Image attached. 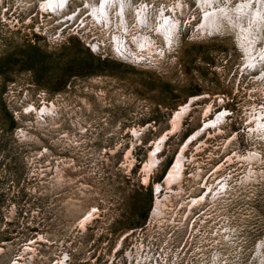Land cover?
<instances>
[{
	"label": "rangeland",
	"instance_id": "374dc122",
	"mask_svg": "<svg viewBox=\"0 0 264 264\" xmlns=\"http://www.w3.org/2000/svg\"><path fill=\"white\" fill-rule=\"evenodd\" d=\"M43 1L0 0V264H264V59L198 0Z\"/></svg>",
	"mask_w": 264,
	"mask_h": 264
},
{
	"label": "bare ground",
	"instance_id": "6f19581e",
	"mask_svg": "<svg viewBox=\"0 0 264 264\" xmlns=\"http://www.w3.org/2000/svg\"><path fill=\"white\" fill-rule=\"evenodd\" d=\"M66 0H45L44 5H49L51 8L55 9L58 7L57 3H59V5L61 6L62 4H64ZM87 1V0H86ZM99 1V0H98ZM199 3L201 4V6H203V4H205L204 6V16H205V20L206 23L214 26L217 25L216 23H222V21H226L227 23H229L233 29L235 31H238V35H239V41H240V45H241V49H243L246 54H247V61L248 64L249 62L252 63L253 62V67H260V60L264 59V50L263 51H259L256 52L253 49V44L255 43L256 39H258L257 37V32L264 26V0H226L227 2H221V0H198ZM42 2V1H40ZM233 2V3H232ZM235 2H238V5L233 7ZM144 3V2H143ZM117 5L120 4V8L123 11V8L125 5H127V0H110V2H105V0L101 1V6L94 5L92 6L91 12L90 14H92L97 20L102 21L105 19H108V10L110 8L111 5ZM142 4V3H141ZM208 5V6H207ZM43 6V5H42ZM61 8V7H60ZM59 8V9H60ZM138 8V7H137ZM150 8V7H149ZM48 9V8H47ZM117 9V7H116ZM144 10L145 9H141L138 10L136 12V14L138 15V17L140 19H142L144 17ZM61 11V10H60ZM114 11V10H113ZM134 11V10H133ZM114 13V12H113ZM134 13V12H133ZM159 13V12H158ZM74 14V13H73ZM168 14V13H167ZM163 15V14H162ZM135 16V15H134ZM133 17V16H132ZM166 17V16H165ZM157 19V18H156ZM162 20H164V24L160 26V31L162 34H165L167 37H169L170 34V27L171 24L172 26L175 24V21L167 19V18H163ZM160 23V22H159ZM114 24V22H113ZM161 24V23H160ZM136 25V24H134ZM133 26V25H132ZM143 26V25H142ZM175 26V25H174ZM111 27V26H110ZM136 27V26H135ZM134 27V28H135ZM158 28V27H157ZM148 29V27H147ZM122 30V29H121ZM140 30V29H139ZM145 30V29H144ZM152 30V29H151ZM158 30V29H157ZM143 32V31H142ZM155 32V31H154ZM136 34V33H135ZM130 36V35H129ZM146 36V35H145ZM143 36L141 38H143L144 42H148V39ZM149 36V35H148ZM134 37V36H133ZM127 38V37H126ZM140 38V39H141ZM124 39V38H123ZM152 43V42H151ZM150 43V44H151ZM261 43V42H260ZM114 48L116 46V49L119 52L123 53L122 50L124 48H126V45L123 43L122 39H119V37H115L114 40ZM153 44V43H152ZM151 44V45H152ZM263 44V43H262ZM113 45V44H112ZM140 45V44H138ZM148 45V44H147ZM150 45V46H151ZM94 47H97V45L94 44ZM154 47V46H153ZM262 47V46H261ZM259 47V48H261ZM148 48V47H147ZM258 48V47H257ZM262 49V48H261ZM128 51V50H127ZM242 51V50H241ZM244 52V53H245ZM120 53V54H121ZM125 53V52H124ZM243 53V54H244ZM124 55V54H123ZM132 55V54H131ZM129 56V55H128ZM134 56V55H133ZM261 59H260V58ZM138 58V57H137ZM257 58H259L260 60H257ZM247 63V62H246ZM245 63V64H246ZM251 66V64H249ZM249 67V66H248ZM247 69V68H246ZM252 69V68H251ZM249 70V69H248ZM264 70V68L262 67V71ZM246 73V72H245ZM261 77H263L264 79V71L261 72ZM264 83V82H263ZM185 106V105H184ZM186 107V106H185ZM262 109V108H261ZM186 111L185 108L183 110V112ZM259 111V109H258ZM262 113V112H261ZM176 115V113H175ZM177 116V115H176ZM183 116V115H182ZM182 116L180 118H182ZM178 117V116H177ZM222 114H219L215 117V120H210L208 122H206V124H212L213 122L215 123V121L219 120V118L221 119ZM251 119V118H250ZM173 120V119H172ZM180 121V120H179ZM220 121V120H219ZM174 122H177V118H175ZM251 122V121H250ZM254 122H256V126H257V131L259 133H261L262 135H264V113L263 114H259L256 118L255 116V120ZM179 126V123L177 125V127ZM173 127V126H172ZM209 128V127H208ZM253 128V127H252ZM254 129V128H253ZM252 130V129H251ZM256 131V130H255ZM199 132V131H198ZM201 132V131H200ZM251 133V132H250ZM162 137V136H161ZM264 139V138H263ZM158 144V143H157ZM158 150V148H156ZM156 151V150H155ZM252 152V151H251ZM154 153V152H153ZM259 153V152H258ZM153 155V154H152ZM180 155V154H179ZM184 156V155H183ZM155 157V156H154ZM180 157V156H178ZM182 157V156H181ZM245 157V156H244ZM153 160V159H152ZM158 160V159H157ZM180 161V160H179ZM231 161V160H230ZM155 162V161H154ZM182 162V161H181ZM180 162V163H181ZM149 164V163H148ZM147 165V164H146ZM145 165V166H146ZM151 165V164H150ZM250 165V164H249ZM153 166V165H152ZM151 166V167H152ZM181 166V164H180ZM171 170V171H170ZM170 170L167 172L166 174V178L169 177L170 175H172V170H174V165L171 166ZM174 175V174H173ZM174 179V178H173ZM219 186V185H218ZM159 186H156V189ZM225 187V186H224ZM218 188V187H217ZM221 188V187H220ZM211 189V188H210ZM213 190V189H212ZM222 192V191H221ZM214 193V192H212ZM211 193V194H212ZM216 196V195H215ZM80 222V221H79ZM226 236V235H225ZM259 245H261V241H259ZM259 260H261V256H259Z\"/></svg>",
	"mask_w": 264,
	"mask_h": 264
},
{
	"label": "snow or ice",
	"instance_id": "6c2138e0",
	"mask_svg": "<svg viewBox=\"0 0 264 264\" xmlns=\"http://www.w3.org/2000/svg\"><path fill=\"white\" fill-rule=\"evenodd\" d=\"M105 2L107 3V2H110V0H105Z\"/></svg>",
	"mask_w": 264,
	"mask_h": 264
}]
</instances>
